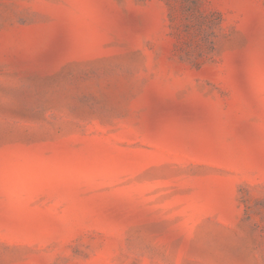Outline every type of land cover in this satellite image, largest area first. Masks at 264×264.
I'll return each instance as SVG.
<instances>
[{"label": "rangeland", "instance_id": "1", "mask_svg": "<svg viewBox=\"0 0 264 264\" xmlns=\"http://www.w3.org/2000/svg\"><path fill=\"white\" fill-rule=\"evenodd\" d=\"M0 264H264V0H0Z\"/></svg>", "mask_w": 264, "mask_h": 264}]
</instances>
